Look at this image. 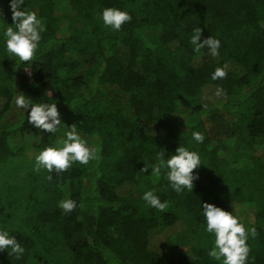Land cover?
<instances>
[{
	"label": "trees",
	"instance_id": "16d2710c",
	"mask_svg": "<svg viewBox=\"0 0 264 264\" xmlns=\"http://www.w3.org/2000/svg\"><path fill=\"white\" fill-rule=\"evenodd\" d=\"M23 7L43 30L32 63L7 57L0 45V229L25 252L0 250V264H221L208 255L214 236L202 201L235 208L255 228L247 264H264V0H24ZM105 7L131 20L113 31L100 19ZM8 23L10 0H0V28ZM196 28L201 40H221L219 56L193 50ZM225 64L227 76L212 80ZM19 92L56 101L64 128L76 124L98 158L62 173L35 171L28 152L58 142L63 128L49 134L29 124L14 104ZM182 143L202 164L193 190L177 193L164 169L142 170L159 150L167 156ZM153 188L168 202L163 212L131 199ZM65 198L76 201L70 213L57 206ZM181 231L205 237L176 253L171 239Z\"/></svg>",
	"mask_w": 264,
	"mask_h": 264
},
{
	"label": "clouds",
	"instance_id": "9594fccd",
	"mask_svg": "<svg viewBox=\"0 0 264 264\" xmlns=\"http://www.w3.org/2000/svg\"><path fill=\"white\" fill-rule=\"evenodd\" d=\"M24 0H10L12 18L14 23L0 28V45L8 54L7 57L15 58L20 64L32 63L39 48L42 32V23L35 11L23 7ZM100 19L105 27L119 31L126 22L131 20L128 11L118 7H105L100 13ZM202 29L196 28L190 37L193 50L199 52L207 49L212 57L220 55L221 40L209 36L201 40ZM26 68V67H25ZM228 66L216 67L211 74L212 80L223 79L227 76ZM223 89L215 90L216 96L223 95ZM16 109L23 114L27 113L28 123L41 132L56 134L63 128V136L58 142L44 147L35 155L34 170H46L49 174L53 171L62 173L74 163L88 164L98 158L97 149L84 138L76 124L64 128L60 110L55 102L36 103L23 92L14 96ZM205 136L200 131L192 132V140L197 144L203 143ZM202 164L198 151L187 147L184 143L174 152L165 155L164 150L156 154V163H146L142 172L151 168V174L164 175L171 188L177 193L185 190L192 191L194 181L199 174L194 172ZM142 200L151 208L163 212L168 208V202L162 201L156 190L148 189L143 192ZM57 206L65 213H70L77 205L71 198L58 202ZM236 209L228 211L213 202L202 201L200 215L204 218L205 231L213 234V246L208 250V255L221 262V264H247L250 248L247 244L249 235H255V228H246L240 217L235 214ZM0 250H7L10 255L19 258L25 248L17 238L5 229H0Z\"/></svg>",
	"mask_w": 264,
	"mask_h": 264
},
{
	"label": "rangeland",
	"instance_id": "374dc122",
	"mask_svg": "<svg viewBox=\"0 0 264 264\" xmlns=\"http://www.w3.org/2000/svg\"><path fill=\"white\" fill-rule=\"evenodd\" d=\"M68 25L69 23L67 21H64L63 26L68 29ZM143 34L146 38H149V39L152 36H154L153 32L150 30H144ZM27 73L30 75L31 70L27 69ZM187 115H188V110H185L184 116H187ZM259 151L261 152L262 149H260ZM260 152H258L257 154H260ZM35 155H36L35 152L29 151L27 154L28 161L32 162L33 158H35ZM21 161H24V159ZM142 194L143 192L140 190L134 191L133 194L131 195L132 201L137 204L145 203L141 198ZM204 237H205L204 232H197V233H191L189 231L178 232L171 239L172 240L171 245L173 246L172 250L173 252H176V253L190 251L192 247L199 245L203 241ZM66 255H68L67 252H66Z\"/></svg>",
	"mask_w": 264,
	"mask_h": 264
}]
</instances>
